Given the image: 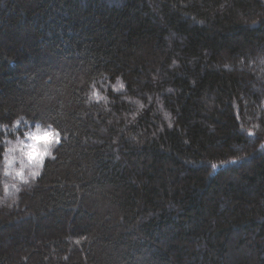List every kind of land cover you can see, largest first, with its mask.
Wrapping results in <instances>:
<instances>
[{
  "label": "trees",
  "instance_id": "trees-1",
  "mask_svg": "<svg viewBox=\"0 0 264 264\" xmlns=\"http://www.w3.org/2000/svg\"><path fill=\"white\" fill-rule=\"evenodd\" d=\"M20 115L59 142L0 264H264V0H0Z\"/></svg>",
  "mask_w": 264,
  "mask_h": 264
},
{
  "label": "clouds",
  "instance_id": "clouds-1",
  "mask_svg": "<svg viewBox=\"0 0 264 264\" xmlns=\"http://www.w3.org/2000/svg\"><path fill=\"white\" fill-rule=\"evenodd\" d=\"M59 142L56 128L40 121L34 124L20 115L0 123V205L14 203L41 175L46 159H55Z\"/></svg>",
  "mask_w": 264,
  "mask_h": 264
}]
</instances>
